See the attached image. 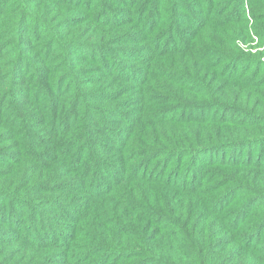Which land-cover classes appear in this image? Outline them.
<instances>
[{
    "label": "trees",
    "instance_id": "16d2710c",
    "mask_svg": "<svg viewBox=\"0 0 264 264\" xmlns=\"http://www.w3.org/2000/svg\"><path fill=\"white\" fill-rule=\"evenodd\" d=\"M263 43L264 0H0V264H264Z\"/></svg>",
    "mask_w": 264,
    "mask_h": 264
},
{
    "label": "rangeland",
    "instance_id": "374dc122",
    "mask_svg": "<svg viewBox=\"0 0 264 264\" xmlns=\"http://www.w3.org/2000/svg\"><path fill=\"white\" fill-rule=\"evenodd\" d=\"M258 44V46H259V44H260V39H256V40H253V44L252 45H254V47H256V48H258L256 45ZM264 44V43H263ZM264 46H261V48H263ZM255 50H257V49H254L253 51H255Z\"/></svg>",
    "mask_w": 264,
    "mask_h": 264
}]
</instances>
